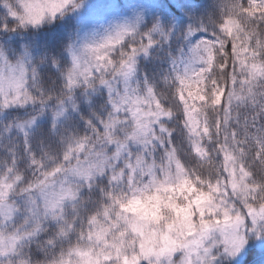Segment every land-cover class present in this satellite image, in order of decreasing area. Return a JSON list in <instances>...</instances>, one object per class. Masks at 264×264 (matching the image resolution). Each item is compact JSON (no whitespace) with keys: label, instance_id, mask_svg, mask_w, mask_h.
Instances as JSON below:
<instances>
[{"label":"snow or ice","instance_id":"snow-or-ice-1","mask_svg":"<svg viewBox=\"0 0 264 264\" xmlns=\"http://www.w3.org/2000/svg\"><path fill=\"white\" fill-rule=\"evenodd\" d=\"M0 264H264V0H0Z\"/></svg>","mask_w":264,"mask_h":264}]
</instances>
